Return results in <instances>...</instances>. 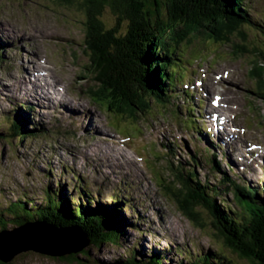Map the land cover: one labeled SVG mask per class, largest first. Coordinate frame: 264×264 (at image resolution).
Here are the masks:
<instances>
[{
	"label": "rangeland",
	"instance_id": "1",
	"mask_svg": "<svg viewBox=\"0 0 264 264\" xmlns=\"http://www.w3.org/2000/svg\"><path fill=\"white\" fill-rule=\"evenodd\" d=\"M234 2L239 5L238 0ZM242 3L253 24L263 25L264 0H242ZM84 10L76 3L62 5L57 0H0V23L5 27L11 26L6 32L0 27V134L6 136L4 133L13 123L17 127L18 121L24 122L25 119L27 122L22 124L27 133H24L21 143L17 141L18 136L0 141V206L5 207L7 200L12 198V201L21 195L28 198L26 201L32 199L39 202L43 189L48 190L50 186L58 188V184L64 185L66 191L74 196L80 191V188H75L80 180L83 190L94 199L90 202L91 207H114L116 200H121L116 208L120 211L118 217L124 219L126 229L122 245L102 244L90 251L91 256H82V264L115 261L124 256V251L132 242L137 241L142 249H169L167 255L172 254V257L167 256L169 260L165 264H169L170 259L178 261L183 256L176 249L189 250L192 255L216 251L215 247L219 244L210 235L208 212L188 201L189 194H185L187 191L179 180L172 177V172L166 168V159L154 158L158 150L167 153L162 146L164 141H168L176 146L173 161L189 162L198 132L187 130L183 119L195 117L186 115L181 98L174 99L168 107L152 100L143 103L139 106L141 109L131 113L133 120H137L135 122L129 120V115L124 117L113 113L101 100L103 93L93 78L95 74L89 62L88 46L84 43L91 25L87 23ZM100 17L105 27L114 25L110 11L105 10ZM44 22L54 31L45 33L47 35L42 38H38L41 33L34 32L37 40L30 36L28 30H20ZM207 27L203 30L187 22L177 25L175 33H165V36L189 41L186 62H194L190 65L191 70L198 65L197 72L187 80L193 88L191 100L196 106L192 113L195 115L200 111L201 118L196 123L202 126L212 142L217 141L221 147L216 160H234V180L238 182L241 179L250 185V193L256 197L255 191L261 195L264 190V64L255 52L264 47V38L257 26H239L218 20ZM209 28H214V31H208ZM22 32L26 33H23V38L16 39ZM34 51L46 71L65 86L67 99L75 103L70 107L73 111H68L76 110L75 114L68 116L65 112L67 108L59 102L58 95L51 94V103L40 101L36 104L17 90L14 82L21 81L25 75L29 78L27 81L32 82L29 75L35 66H30V62L39 59ZM35 92L38 99L48 96L40 86ZM59 92L62 94L61 89ZM92 96L98 102L93 101ZM67 99L62 102L66 103ZM197 101L202 104L201 110L197 108ZM211 101L220 103L213 107ZM23 103L34 110L24 108ZM117 106H121L119 111H127L122 103ZM213 114L229 119H220L225 127L215 128ZM13 118L17 121L11 123ZM214 122L217 124V120ZM139 127L145 130L141 134L142 142L138 137ZM227 135H232L233 140L229 141ZM159 141L162 146L158 145ZM149 142L154 150L147 154L152 149ZM213 150L217 152V145ZM154 170L158 173L163 170L164 183H169L168 187L175 190L176 196L185 199V205L199 216L201 225L198 222L197 226L182 215V205L176 201V196L163 195L161 184L153 181ZM195 170L200 180L208 181L209 187L215 186L219 190L218 202L223 198L225 208L229 206L240 211L233 205L228 190L218 183L220 173L211 172L203 163L201 169L196 166ZM112 196H117L113 202ZM11 262L75 264L33 251L21 252ZM233 262L243 263L234 259Z\"/></svg>",
	"mask_w": 264,
	"mask_h": 264
},
{
	"label": "trees",
	"instance_id": "2",
	"mask_svg": "<svg viewBox=\"0 0 264 264\" xmlns=\"http://www.w3.org/2000/svg\"><path fill=\"white\" fill-rule=\"evenodd\" d=\"M57 1L62 5L76 3L77 6L85 8V18L91 27L85 34L84 43L88 46L89 62L95 74L93 78L99 91L103 93L101 100L104 104L106 99L115 104L120 102L125 108L128 105L129 110H126L131 116L129 120L132 121L134 117L131 113L141 109L140 105L150 100L160 102L166 98L165 90L169 86L170 77L166 68L173 61L170 56L175 55L177 51L180 57V49L177 48L182 45L186 47L189 42L182 38L165 36V33H175L177 25L188 22L194 23L199 29L207 30L205 28L213 22L225 20L239 26H257L264 38V24H253L242 0H238V6L234 0ZM105 10L110 11L115 20L114 25L109 28L103 25L100 17ZM213 29L209 28L208 31H214ZM255 54L264 64V47ZM14 120L17 121L13 118L11 123ZM23 121H18L17 127L14 123L12 127L8 126L4 133L6 136L0 134V141L10 136H18L17 141L21 143L24 133H27L25 126L22 127V124L27 122L25 119ZM173 170L174 177L176 176L187 191L185 194H189L188 201L195 206L198 204L208 212L210 235L215 237L219 245L215 247L216 251L195 255L189 250L176 249V252L183 256L178 258V261L170 259L169 264H235L233 259L236 262L243 261L242 264H264V196L254 190L258 195L255 197L248 192L250 189L234 186L232 193L240 211L230 209L229 206L225 208L223 198H220L219 202L216 200L220 192L194 180L191 169H185L179 163L172 166L171 171ZM157 179L161 180V177ZM162 183L163 195L174 198L177 195L175 190L168 187L169 183ZM75 188L83 190L80 180ZM80 191L73 196L66 191L64 185L58 184V188L50 186L48 190L43 189L39 202L32 199L26 201L28 198L25 195L12 201L10 198L5 207L0 206V230L40 220L56 225L76 223L89 233L95 248L102 244L122 245L126 229L124 219L118 217L120 211L116 208L121 200H116V205L108 207L109 209L102 205L100 208L91 207L90 202L94 199L84 190V194ZM115 199L117 196H112V202ZM175 199L182 205V215L197 226L198 222L201 225L199 216L185 205V199H180L179 196ZM139 246L141 247L139 241L132 242L124 251V256L106 264H165L169 260L167 256L172 257V254L167 255L170 253L169 249L162 248L157 251L152 247L142 249ZM85 253H82L83 257H89L88 253ZM67 260L75 264L83 262L75 256Z\"/></svg>",
	"mask_w": 264,
	"mask_h": 264
},
{
	"label": "water",
	"instance_id": "3",
	"mask_svg": "<svg viewBox=\"0 0 264 264\" xmlns=\"http://www.w3.org/2000/svg\"><path fill=\"white\" fill-rule=\"evenodd\" d=\"M93 250L95 245L89 233L76 223L56 225L40 220L0 230V262L3 263L11 262L17 254L25 251L75 263L68 261L67 258L75 256L76 259L82 260V253L86 252L85 254L91 256L90 251Z\"/></svg>",
	"mask_w": 264,
	"mask_h": 264
},
{
	"label": "bare ground",
	"instance_id": "4",
	"mask_svg": "<svg viewBox=\"0 0 264 264\" xmlns=\"http://www.w3.org/2000/svg\"><path fill=\"white\" fill-rule=\"evenodd\" d=\"M229 13V12H228ZM33 22V21H32ZM31 22V23H32ZM250 25V24H249ZM0 27L2 28V30H4L5 32L9 30V27H5V25L1 24L0 23ZM29 27L31 28H28V26L26 27V29L29 31L30 33V36L33 37L35 40H37L38 38H42L43 36H46L47 34H49L50 32L54 31L52 26H50L48 23H43L42 25H39L38 26H34V25H29ZM14 32V31H13ZM13 32H11L10 34L12 35H15L13 34ZM34 32H39L41 33L38 38H36V34ZM47 33V34H45ZM42 35V36H41ZM23 38V33H19L17 36H16V39H22ZM264 44V43H263ZM37 57V59L39 58L37 52L34 51V53ZM71 62V60H69ZM30 66H35V68H32V71L30 73V80L32 82H28L27 80L29 79L27 77V75H25L21 81H17V82H14L17 90L19 91V93L26 97L27 99L35 102L36 104H40V101H42L43 103H47L49 102L50 100V103H51V94H54V95H58L59 96V102L63 105V107H66L68 110H70V107L75 104L73 102H70L69 99H67L65 96H66V92H65V89L63 88V85L61 84V82L57 79H54V78H51V77H46L45 75V67L41 65L40 63V58L38 60H36L35 62L32 61L30 62ZM25 74H28L27 71H25ZM139 79V78H138ZM22 82L24 83L22 85ZM57 85H60L62 87L61 91H62V94H60V89L57 87ZM38 86L42 87L43 88V91H44V94H47L48 96H43L41 98H37L36 97V90L38 89ZM21 87V88H20ZM184 90H192V86H187L184 88ZM205 91L206 93L208 92V87L206 86L205 88ZM115 97V96H114ZM113 98V97H112ZM63 99H67L68 101H66V103H63L62 100ZM130 99V98H129ZM118 103V102H117ZM79 104V103H78ZM106 105L108 108H110L111 110H113L114 112L113 113H117L118 116H128L129 115V112L126 111V112H123V111H119V108L121 107H118L117 104L111 102L109 99L106 100ZM125 107V105H123ZM29 110H31V106L29 105ZM58 108V107H57ZM128 108V105L127 107ZM122 109V108H121ZM130 109L132 110V108L130 107ZM34 110V109H32ZM129 110V108H128ZM35 113V112H34ZM35 115L37 117H41L39 115V113H35ZM212 118L213 120H217L219 119L220 117H217V115L213 114L212 115ZM211 120V121H213ZM213 121V123H215ZM200 136V133L199 134H196V137L199 138ZM233 137V136H232ZM233 139H230L229 141H232ZM91 144V143H89ZM92 145V144H91ZM198 147L201 146V145H197ZM199 148H203V147H199ZM79 158H82V157H79ZM210 159V162L212 164L216 163L217 160L213 161V159H211V157H209ZM217 159V158H216ZM219 159V158H218ZM82 160H84L82 158ZM224 163V164H223ZM221 167L225 168V169H229V168H232L233 166L236 165V162L234 160H230L228 162H219L218 163ZM249 166L251 167V163L249 162ZM108 168L110 169V165L108 164ZM110 175H113V173H109ZM245 177H250V176H245ZM162 197V196H161ZM175 200V199H174ZM167 201V200H166ZM162 223H164V221H162Z\"/></svg>",
	"mask_w": 264,
	"mask_h": 264
}]
</instances>
